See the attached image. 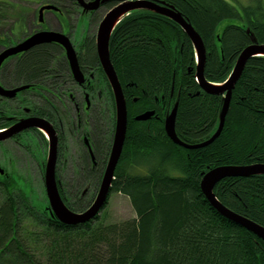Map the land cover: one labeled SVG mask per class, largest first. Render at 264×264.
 I'll return each mask as SVG.
<instances>
[{
  "label": "trees",
  "instance_id": "1",
  "mask_svg": "<svg viewBox=\"0 0 264 264\" xmlns=\"http://www.w3.org/2000/svg\"><path fill=\"white\" fill-rule=\"evenodd\" d=\"M161 1L174 6L202 36L210 82L226 81L247 46L264 44V0H236L240 8L228 0ZM4 5L1 1L0 19ZM236 18L242 24L220 30L223 21ZM49 52H32L24 64H49ZM110 58L129 122L102 211L119 193L130 199L136 216L119 224L102 223L97 216L83 225H66L44 215L47 206L30 202L28 183L0 182V264H264V240L221 215L201 189L203 173L213 168L264 164V56L249 59L221 134L198 149L174 143L165 119L178 103V137L188 144L204 142L219 127L224 96L199 86L195 49L183 29L156 12L133 11L111 35ZM149 110L156 111L151 119H135ZM114 130L110 117L104 129L109 149ZM101 171H92L90 182L76 188V198L59 186L71 210L82 212L91 205ZM214 193L229 209L264 226V175L224 178ZM27 215L38 218L36 229L25 228Z\"/></svg>",
  "mask_w": 264,
  "mask_h": 264
},
{
  "label": "flooded vegetation",
  "instance_id": "2",
  "mask_svg": "<svg viewBox=\"0 0 264 264\" xmlns=\"http://www.w3.org/2000/svg\"><path fill=\"white\" fill-rule=\"evenodd\" d=\"M122 2L50 0L39 2L32 18L30 10L20 6V2H5L11 11L2 17L12 24L7 25L6 34L0 33V54L37 32L55 31L67 37L82 76L74 73L68 49L58 42L37 45L3 62L0 86L16 92L11 96L0 94V182L21 180L12 171L17 167L14 146L38 161L45 183L52 141L57 147L55 169L59 186L64 179L68 184L86 185L91 172L100 167L102 181L112 149L107 145L104 129L110 117L116 126V103L99 56L98 33L106 15ZM45 5L55 8L45 10L44 21L40 22L39 12ZM15 8L19 10L16 16ZM26 22L31 26L29 32L19 36L26 32ZM43 50L50 51L51 63L24 64L32 52ZM20 125L24 128L13 133ZM65 169H73L67 177L61 172ZM26 179L30 180L28 176ZM77 196L75 192L73 197ZM46 209L44 215L52 217L48 206Z\"/></svg>",
  "mask_w": 264,
  "mask_h": 264
},
{
  "label": "water",
  "instance_id": "3",
  "mask_svg": "<svg viewBox=\"0 0 264 264\" xmlns=\"http://www.w3.org/2000/svg\"><path fill=\"white\" fill-rule=\"evenodd\" d=\"M123 1L120 5L116 6L111 10L102 21L99 33H98V46H99V56L102 62V66L109 78L111 86L113 88V92L115 95V103H116V126H115V134L114 141L110 153V159L100 184L97 195L95 196L91 205L82 212H75L71 210L67 204L64 202L59 184L56 179V153L57 147L56 144L52 141L51 150L49 154V159L46 168L45 175V186L48 197V208L50 209V213L52 217L56 218L58 221L66 224V225H83L90 221H94L97 216H100L103 208L108 202L109 195L111 193V187L114 180V174L117 167V164L121 158L124 143L127 134L128 127V108L127 101L124 96V92L122 89V85L119 81L117 72L111 62L110 58V38L111 35L118 25V23L131 12L136 10H150L161 14L163 16L168 17L169 19L176 22L184 32L191 39L196 54V79L201 86V88L210 94L213 95H223L224 96V105L220 114V124L215 132V134L206 142L202 144H187L181 141L175 130L176 124V115L178 103L175 106V110L173 113L167 117L166 121V131L169 137L178 145L183 146L188 149H196L201 147H206L212 144L218 136L221 134L224 124L226 121V116L231 104L233 90L240 79L243 70L249 61V59L257 56H264V44L253 43L247 46L239 55L235 66L226 81L223 83H213L207 80L205 77V63L207 59V50L200 33L195 29V27L183 17L182 13L177 11L174 6L166 4L161 0H121ZM55 7L51 5H45L40 9L39 12V21H44V11L54 9ZM124 16L120 19V15ZM126 14V16H125ZM58 42L64 45L68 49V56L71 60V65L74 73L77 77L82 76L78 64L76 62L75 53L69 43L67 37L55 31H40L27 38L24 42L18 44L17 46L10 47L4 50L0 54V66L3 62L12 55L17 53L28 51L29 49L43 44V43H51ZM14 91H8L0 86V94L3 95H14ZM155 111H149L144 114L136 117V120H149L154 116ZM39 126L41 124H33V126ZM24 126L20 125L16 128V133L22 130ZM1 137V135H0ZM0 172L3 173V170L0 167ZM264 174V164L262 163H254L250 165H229V166H220L217 168H213L208 172L203 173V177L201 180V189L206 198L212 204V206L224 217L227 219L243 226L248 229L252 233L256 234L259 238L264 240V226L259 223L241 215L233 210L229 209L225 205H223L219 199L216 197L214 193V188L219 181L227 177H249Z\"/></svg>",
  "mask_w": 264,
  "mask_h": 264
},
{
  "label": "rangeland",
  "instance_id": "4",
  "mask_svg": "<svg viewBox=\"0 0 264 264\" xmlns=\"http://www.w3.org/2000/svg\"><path fill=\"white\" fill-rule=\"evenodd\" d=\"M1 1H5V2L9 1V2H13V3H19L20 2L19 3L20 6H23L26 9L30 10L29 11L30 17L32 18L31 15L36 10L38 3L39 2L40 3L46 2V1H50V0H24V2L19 1V0H0V2ZM228 1L232 2L236 7L240 8V5H239V3H237L236 0H228ZM239 1L242 2L243 4H247L251 0H239ZM8 7H10V6L5 4L3 7V10L1 11L4 14V17H7V15H5V14H7L11 11L10 9H8ZM26 9H24V10H26ZM13 11L15 12V16L19 13V10L16 8ZM125 16H126V14H125ZM231 23L242 24V21L238 18L227 19L221 23L220 30H222V28L224 26L231 24ZM9 24L11 25L12 21L11 22L9 20L7 21L6 18L2 17L0 19V33L6 34V30H7L6 27ZM30 27L31 26H29V22H26V32L20 33L19 36L23 35L24 33H28ZM128 122H129V120H128ZM12 148L14 149L13 155H14L15 159L17 160V167L15 169H12V171H13L14 175H16L18 178L21 179L20 181L22 183H28V186H30L31 189L29 187H26V191L29 193L28 196H29L30 202L38 208L48 206L49 202H48V197L46 194L45 183L42 180V171H41V167H40L38 161L31 158L30 154L28 152L24 151L23 148H19V147L16 148L14 146ZM0 154H1V152H0ZM36 157H38V156H36ZM72 170L73 169H65V170H61V172H62L63 176L67 177L68 174L72 172ZM26 176H28L31 181L26 179ZM63 182H64V184H62V186L69 196H72V194L74 193L76 188L80 186V185H76V184H68V183H66L65 179L63 180ZM30 190H32V191H30ZM72 200H74V199H72ZM100 216H101V222L102 223L119 224L124 220L134 218L136 216V212L132 206L130 199L127 196H125L123 194H119V193H113L109 199V204H108L107 208L104 210V212L102 211ZM36 220H38V218L36 216H31V215L28 216L27 215V219L24 222L25 228L30 229V230L36 229V228H34L35 225L38 223Z\"/></svg>",
  "mask_w": 264,
  "mask_h": 264
},
{
  "label": "bare ground",
  "instance_id": "5",
  "mask_svg": "<svg viewBox=\"0 0 264 264\" xmlns=\"http://www.w3.org/2000/svg\"><path fill=\"white\" fill-rule=\"evenodd\" d=\"M124 16V14L123 15H120L119 16V18H117V20H120L122 17ZM184 31V30H183ZM186 34V33H185ZM187 35V34H186ZM188 36V35H187ZM189 37V36H188ZM191 40V39H190ZM204 41V40H203ZM194 46V45H193ZM206 47V46H205ZM195 49V48H194ZM207 50V49H206ZM198 82V81H197ZM199 84V83H198ZM200 86V85H199ZM201 87V86H200ZM125 96V95H124ZM233 96V95H232ZM126 99V98H125ZM175 110V109H174ZM177 110H178V108H177ZM149 111H155V110H149ZM149 111H146V112H149ZM146 112H144V113H146ZM144 113H142V114H144ZM173 113V112H172ZM141 115V114H140ZM154 115H156V111H155V114ZM171 115V114H170ZM169 115V116H170ZM139 116V115H138ZM138 116H136V117H138ZM136 117H135V119H136ZM153 117V116H152ZM168 117V116H167ZM167 117H166V119H165V129H166V121H167ZM176 118H177V115H176ZM137 121H142V120H137ZM145 121H147V120H145ZM219 124H220V120H219ZM175 127H176V124H175ZM175 130H176V128H175ZM127 131H128V127H127ZM167 132V131H166ZM177 134V133H176ZM215 134V133H214ZM213 134V135H214ZM167 135H168V133H167ZM126 136H127V134H126ZM169 136V135H168ZM178 136V135H177ZM179 138V137H178ZM171 139V138H170ZM180 139V138H179ZM126 140V139H125ZM172 140V139H171ZM181 140V139H180ZM182 141V140H181ZM207 141V140H206ZM206 141H204V142H206ZM174 142V141H173ZM204 142H201V143H197V144H202V143H204ZM175 143V142H174ZM125 144V143H124ZM188 144V143H187ZM197 144H194V145H197ZM201 148H203V147H201ZM196 149H198V148H196ZM109 159H110V156H109ZM109 159H108V162H109ZM120 161V160H119ZM108 162H107V164H106V167H105V171H106V168H107V165H108ZM119 163V162H118ZM117 166H118V164H117ZM117 168V167H116ZM105 171H104V174H105ZM116 171V170H115ZM104 174H103V177H104ZM115 175V174H114ZM262 175H264V174H262ZM103 177H102V179H103ZM223 180V179H222ZM102 182V181H101ZM101 182H100V184H101ZM220 182V181H219ZM218 182V183H219ZM217 183V184H218ZM215 189V188H214ZM204 194V193H203ZM206 197V196H205Z\"/></svg>",
  "mask_w": 264,
  "mask_h": 264
}]
</instances>
